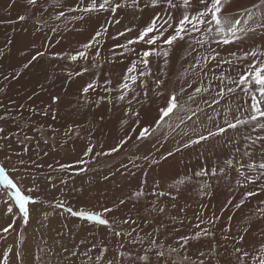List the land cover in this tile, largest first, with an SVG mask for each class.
I'll list each match as a JSON object with an SVG mask.
<instances>
[{
	"label": "rangeland",
	"instance_id": "obj_1",
	"mask_svg": "<svg viewBox=\"0 0 264 264\" xmlns=\"http://www.w3.org/2000/svg\"><path fill=\"white\" fill-rule=\"evenodd\" d=\"M89 2L90 0H38L35 6H30L27 0H0V37L10 39L12 44L2 46V54L7 53L8 49L19 43L21 48H18L23 50L21 52L25 56L27 55V61L21 67V71L25 72L23 73L25 78L30 75L32 77L30 82L25 83L18 76L15 77L17 65H11L8 68L3 81L0 73V105L16 106L10 102V98L16 95L19 97L18 108L9 109L7 113H17L21 110L29 115V117H19L21 120L27 119L28 127H25L28 130L26 132L19 131L18 127L23 125L14 123L8 115V121L11 124L9 128L12 132L0 131V164L7 169L13 167L18 169L17 172L12 173V176L19 180L26 189L35 186L31 196L38 201L35 204H29L30 216L26 224L20 217L18 209H14L15 217L8 214L5 209L8 205L5 203V206L7 205L4 207L5 216L3 213L2 216L0 215V244L2 243L3 248L8 245L13 249L9 256V264H14V262L15 264H46L47 258H51L47 245L55 244L56 241L45 240L43 230L47 232L54 227V234L62 231L61 228H55L56 223H52L51 220H59L60 223L69 225L65 232H67V239L70 240L71 245L68 246L66 263L63 264H97L96 257L102 249L106 251H104L101 264H108L109 261L112 264H200L201 260L205 264H241L239 257L242 253L235 252L237 247L250 254L249 257H245V264H257L251 256L258 255L259 245L264 244V238H262L264 218H261L260 213L257 212L258 208H264V204L261 203L264 201V189L261 188L264 180L242 187L237 181L243 178L239 177L235 167L229 169L225 161L232 159L234 162L239 160L247 164L249 158L243 156V153L246 150V144L250 141L245 140V137L251 136L253 139L257 136L264 137V131L259 128L253 131L252 124L240 125L236 129L227 128L225 113H228L227 118L232 122H234V116L246 118L249 115L246 109L250 104V99L239 89L235 94H226L222 99L218 97L217 92L221 86L233 85L228 84L227 80L222 85L220 80L213 78V74L219 76L221 72H224L226 76L238 79V73L245 69L251 61L240 62L237 57L245 52L264 50V28L260 27V23L264 22V11L254 9L256 11L255 22L241 24V31L232 38L231 43L217 46L213 40L203 47L197 46V51L201 55H208L206 49H214L219 53L218 59L232 61L231 67L228 64H221L217 67L216 62H210L204 69L207 76L203 75L199 69L191 71L190 65L195 62L196 53L192 51L187 39L178 41L174 45L168 56L167 65H164L163 58L155 56L150 58L151 75L141 78L144 81L143 87L140 86V78L134 84L137 92L136 99L132 100L131 105L127 103V100L131 99L130 91L126 100L117 104L118 113L131 112L130 117L132 118L127 129L129 133H135L133 140L130 144L121 147V150L114 152L113 156H109L110 158L107 157L105 161L102 159L101 161L108 166H114L118 162L120 165L122 160L134 165L135 144L142 140H137L140 129H149V134L145 138L151 137L158 130L161 131L162 136L160 134L159 138L153 139L154 145L159 147L158 150L151 149L147 161V168H150L151 175L146 177L144 174L147 168H144L142 174L128 181L123 180L120 184L121 193L114 194V197L113 193L108 194L110 200L115 203L111 205L112 209L108 204L109 196L105 197L104 194L101 198L88 195L91 197L82 201L81 198L63 191V187L67 184L66 181L70 184V179L74 175H80L85 172L84 170L89 171L91 167H100L102 164L100 160H97L95 165L86 163L79 169L69 170L73 167V164H69L71 167L66 170L55 171L56 167L62 165L57 160L51 162L44 157H39L37 160L30 159L29 154L32 148L28 146L36 144L35 150L43 146L39 141L41 145L37 147L38 143L35 141L41 139L46 141L49 137L46 133L48 127L46 126L45 131L43 120L44 115L50 117L52 115L49 108L37 107L38 102L34 93L38 92L50 101L51 95L47 93V89L52 87L51 77L56 73H61L64 83L70 84L75 89V93L73 89L71 93L77 96L76 100L86 107L85 113L77 112V119L85 122L81 126L76 125L70 128L68 135L81 137L85 143L91 141L86 131L88 129L92 133L97 130V136L104 135L110 124L108 107L113 106L111 103L113 99H110V96L117 101L120 95L119 85L124 81L122 78L125 77V73L133 62L138 61L139 53L147 47L142 43L128 45L129 48L135 49V52H129L125 48L116 46L125 45L129 39L138 36L139 31L148 25L157 13L161 16L171 13L178 21L185 9L181 6L182 0H173L177 5L176 8H169L163 2L152 7L151 0H137L136 6H132V0H116L125 6L118 9L115 14L111 11L84 12L83 9ZM254 4H259V0H231L227 6V13L232 14L234 10L231 12L230 8L238 5L240 9L237 10L240 11L237 14L239 16L232 15L234 18L236 16L243 20L245 19L244 8L248 9ZM199 7V0H196L191 11L195 12ZM60 12L64 13L62 17L59 16ZM21 16L25 19H19ZM115 20L119 23H115ZM102 26L108 27V31L99 45L88 50V58L81 59L82 61H79L80 59L70 60V55L82 51V45L87 44ZM126 28H132L133 31L113 39L117 33L123 32ZM168 34H171V30ZM194 35L199 38L198 33ZM97 47L100 50L98 56L96 55ZM37 53L44 54L33 60ZM232 53H236V56ZM93 59H95L94 62L89 63ZM32 63L40 67V77L38 74L35 75V67ZM25 65L31 66V69L28 71ZM109 65H115L117 68L113 81L105 76V70ZM136 69L138 75L143 70V65L137 63ZM77 73H88L90 76L77 75ZM9 74L10 77L7 78ZM55 79L59 84L58 79ZM157 79L162 81L159 87L155 83ZM37 81L40 83L37 84ZM88 84H93V89L84 93L83 89ZM134 86L131 85L132 91ZM201 86L209 88V91L201 92L193 100H189L188 97L192 95L194 89ZM173 95L176 96L177 108L157 125V120L161 115L160 110L168 106L169 99ZM52 98L54 104L56 96ZM214 99H219L220 102L213 103ZM218 127H225L226 131L199 143H190L198 139L200 135L207 136L209 132H216ZM82 136L86 138L83 139ZM91 136L94 137L92 134ZM168 139H172L171 142H167ZM9 142H13L14 146ZM185 145L188 146L185 147ZM91 147L95 146L91 145ZM258 148L259 146L253 150L255 155L252 159L256 161L261 159V155L256 156ZM57 152L53 155L58 154L55 156L59 159L60 155ZM20 161H23V164ZM74 166L78 167L79 164H74ZM213 168L217 170L215 176L211 175ZM221 168L225 169L224 173L219 171ZM202 169H206L209 174L197 176L196 173ZM55 175L66 176L56 181L57 183L55 182L57 188L60 187L65 195L61 201L74 210L100 212L110 221V224L108 226L97 225L91 221L72 217L63 209L55 208L60 198L58 196L52 198L49 194L52 193L49 187ZM249 191H255L258 194L245 199L241 207L237 209L235 204L244 199V193ZM138 192L142 194L136 196ZM161 192H164V195H159ZM0 199H3L2 195ZM121 200L124 201L123 204L120 203ZM100 202L103 204L100 205ZM170 204L171 209L173 205H183L186 212L182 214L196 215L211 229L212 235L201 234L199 239L192 238L195 234L189 236L187 245L181 248L183 241L171 237L162 227L165 222L176 224L177 219L173 216ZM104 208H110L112 211L103 212ZM14 220L15 223H13ZM126 220L129 223H124ZM10 224L13 227L4 233L2 229ZM186 224L193 226L195 233L201 229L187 221ZM115 232H121L122 235L117 236ZM240 237H243V240ZM152 241H155V244ZM72 249L78 252L76 256L72 255L74 252ZM88 249L92 251L88 252ZM29 250L32 251L31 254ZM15 252H19L20 257H17ZM85 253L87 256L84 255ZM157 253H163V255L158 256ZM201 253L205 255L201 256ZM142 256H147V261L139 258Z\"/></svg>",
	"mask_w": 264,
	"mask_h": 264
},
{
	"label": "snow or ice",
	"instance_id": "obj_2",
	"mask_svg": "<svg viewBox=\"0 0 264 264\" xmlns=\"http://www.w3.org/2000/svg\"><path fill=\"white\" fill-rule=\"evenodd\" d=\"M38 0H27V3L30 6H35ZM161 2L165 3L169 8H176L177 5L173 2V0H151V6L156 7ZM196 3V0H182V7L185 9L182 17L176 21L171 13H168L166 16H161L159 13L155 17L152 18L151 22L146 25L142 30L139 31L138 36L129 39L127 44L125 45H117L116 47L125 48L126 51L135 52L134 48H129L128 45H135L138 43H142L146 45V49L143 50L138 55V61H134L133 64L128 68L125 73L124 81L119 85L120 95L117 97L119 101H125L129 92L132 91L131 84H135L138 78L146 77L151 75L150 68V58L155 56L158 58H163L164 65L168 63V56L173 49L174 45L178 41L188 40L190 43V47L193 52L196 53L194 60L195 62L190 65L191 71H196L199 69L203 75L207 76V72L204 69L210 62H216V66L219 67L221 64H228L230 67L232 66L231 60H223L218 59L219 53L215 52L214 49H206L208 55H201L197 51V46L203 47L205 44H210L215 40L217 46L220 44H229L232 42V38L236 37L237 32L241 31V24H248L250 21L255 22L254 18L256 15V11H264V0H259V4H254L248 9L243 10V15L245 19L241 20L239 17H233L231 13H227V6L231 3V0H199L200 7L192 12L191 9ZM137 0H132V6H136ZM123 5L121 2H116V0H90L88 5L83 9L84 12H93V11H111L113 14L117 12ZM64 13L60 12L59 16H63ZM19 19L23 20L25 17L21 16ZM115 23H119L118 20L114 21ZM260 27L264 28V22L260 23ZM171 30V34H168ZM108 27L102 26L99 30L95 32V35L92 39L87 43L82 45L83 50L78 51L74 54H71L69 59L72 61H77L78 59H87L88 58V50L96 47L101 43L102 38L107 33ZM132 28H126L123 32L117 33L113 39H117L119 37L124 36L126 33L132 32ZM199 34V38H197L194 34ZM218 38V39H216ZM44 53H37L36 56L33 57V60L37 58V56H42ZM100 54V50L97 47L96 55ZM233 56H236V53H232ZM237 60L243 62L245 60H250L251 62L247 64L246 68L243 69L240 73H238V79H234L231 76H226L224 72H221L219 76H215L213 74L214 79H218L223 82L225 80L228 81V84L233 86H221L217 92V96L221 99L226 94H235L237 89L242 91L245 96L249 97L250 104L246 111L249 115L246 118H241L239 116H234V122L228 120V113H225V123L227 128L236 129L240 125H253V131H256L257 128L264 131V50H253L250 52H245L242 56H238ZM137 63L143 65V70L136 74L129 75L134 73ZM27 67V65H25ZM163 70V69H162ZM87 71V69H84ZM82 73H77L80 75ZM110 83V82H106ZM157 87H159L162 83L159 79L155 81ZM140 86H144V81L140 80ZM89 89H93V84H88L83 89L84 93H87ZM106 91H110V89H106ZM209 88H205L203 86L196 87L188 98L189 100H193L194 97L201 92H207ZM136 96L133 95L131 99L127 100V103L131 105L132 100H135ZM219 99H214L213 103H219ZM177 108L176 104V96L173 95L170 97L168 106L166 108H162L161 115L159 120H157V125L161 123L166 117H169L170 114L174 112ZM239 110V108H238ZM129 113L126 112L125 115ZM133 115H137L136 113H132ZM3 119V117H0ZM190 119V117H189ZM0 131H3L0 129ZM226 131L225 127H218L216 132H209L207 136L200 135L198 139L190 141V143L195 144L201 141L208 139L213 135L222 134ZM149 134V129L142 128L139 131V136H137V140L145 138ZM245 140L250 141V143L246 144V150L243 153V156L249 158V162L247 164L241 163L239 160L233 161L232 159L226 160L225 163L229 169L235 167L239 177L243 178L242 180H238L237 183H240L241 186H246L248 184H257L259 181L264 180V137L257 136L253 139L251 136L245 137ZM127 143V140H121L120 143L110 149V154L113 152H117L121 149L123 145ZM188 145H185L187 147ZM257 146L261 149V159L256 161L252 159L255 155L253 151ZM93 147H88L85 155H89L93 152ZM239 151V149H237ZM101 153H97L96 155H100ZM23 164V161H20ZM78 163H86V161H79ZM71 167L70 165H60V170H66ZM246 169L247 171H245ZM18 169L15 167L11 169H7L4 165L0 164V195L5 196L6 199L4 203L7 206V213L12 214L14 217L16 215L14 209H18L19 215L22 218L23 222L26 224L29 221V204H35L38 201L31 196V193L35 190V186L32 188H25V186L17 179L12 176V173L17 172ZM221 173L225 172L224 168L219 169ZM217 170L213 168L211 170V175L215 176ZM208 171L206 169H202L200 172H197L196 175H208ZM264 189V185L261 186ZM142 193H136V196L141 195ZM210 194V193H209ZM258 193L255 191H249L244 193V199H241L238 203L235 204V207L238 209L244 203V200L248 197H252L257 195ZM159 195H164V193H159ZM121 204L124 203L123 200L120 201ZM264 204V201H261ZM55 208L63 209L68 215L72 217H78L85 221L94 222L97 225L108 226L110 221L104 218L103 214L96 211H85V210H74L71 206L66 205L63 201L57 202L55 204ZM112 209L104 208L103 212H111ZM163 211V209H161ZM257 212L260 213L261 218H264V208H258ZM15 223V220L13 221ZM124 223H129V221H124ZM204 223V221H201ZM211 223V221H209ZM13 225L10 224L7 227L3 228L2 231L7 233ZM197 228H200V225H196ZM227 231V229H226ZM117 236H121V232L114 233ZM201 234L208 236L212 235V233L204 228L200 229V231L196 232L194 237L195 239H199ZM130 235V234H129ZM264 238V236H262ZM189 237H181L180 240L183 243L180 245L181 248H184L189 241ZM243 240V237H240ZM83 243V242H82ZM155 244V241H152ZM93 247H96L93 245ZM92 249H88V252H91ZM104 251L106 249H102L100 254L96 257L97 264H101L102 258L104 255ZM13 252V249L9 248L0 254V264H9V254ZM235 252L242 253L239 257L241 264H245V257H249V253L247 251H243L241 248L237 247ZM17 257H20L19 252L14 253ZM73 256H76L77 253L73 252ZM84 255L87 256V253ZM158 256H162L163 253H157ZM204 256V253L200 254ZM141 260L147 261V256L139 257ZM251 259L256 261L257 264H264V244L259 245V254L251 256ZM108 264H112L111 261ZM200 264H205L203 260L200 261Z\"/></svg>",
	"mask_w": 264,
	"mask_h": 264
},
{
	"label": "bare ground",
	"instance_id": "obj_3",
	"mask_svg": "<svg viewBox=\"0 0 264 264\" xmlns=\"http://www.w3.org/2000/svg\"><path fill=\"white\" fill-rule=\"evenodd\" d=\"M237 9H240L238 5L235 7H231L230 11L232 12V10H234V12H232V14L239 16L237 13H239L240 10L238 11ZM5 37H7V36H5ZM123 42H124V40H123ZM4 45H6V46L12 45L11 40L10 39H4V37H0V73H1L2 81H3L4 77H6L5 73H7L8 68L11 65H13V66L17 65V74L15 73V77L18 76V78L20 80H22L24 83L27 81L30 82L32 79L31 75L28 78H25L23 75V73H25V72L21 71V67H23L24 63H26V61H27V55L25 56L22 53L23 50L19 49V48H21V45L19 43L18 44L16 43L15 47L13 46L12 48L7 50V53L2 54L3 52H2L1 47ZM94 60L95 59H93L92 61H89V63L94 62ZM64 61H65V59H64ZM79 61H82V60L80 59ZM38 62L39 61H37V63ZM32 64L35 67V70H34L35 75L38 74L40 77V73H41L40 67H37L36 63H32ZM74 64H76V63H74ZM30 69H31V66L30 67L27 66V70L29 71ZM116 71H117V68L115 67V65H109L108 68L105 70V73H106L105 76H107V79L109 78L110 81H113L115 79L114 76L116 74ZM82 74L90 76V74H88V73H82ZM132 74L137 75V69ZM9 77H10V74L7 78H9ZM47 78H49V77H47ZM55 78L58 79L59 84H57V81H55L56 80ZM37 79H38V77H37ZM122 79L124 80V78H122ZM50 81L52 83V87L47 89V93L49 95H51L50 101H48L40 93H38V92L34 93V96L36 97V100L38 102L37 107H40V108L47 107L50 109V111L52 113L51 117L49 115H44L45 118L43 120V123H44L43 125L45 126V131H46V126L48 127V130L46 133L49 135V137H48L49 139L46 138V141H43L42 139L35 141L38 143L37 147L39 145H41L39 143V141H40L43 144L44 148H43V146H41V147L39 146L38 149L35 150L34 147L36 144L34 146L33 145L28 146V148L29 147L32 148V152L29 154L30 159L34 158L35 160H37V159H39V157H44L47 159V161L51 160V162H52V160H54V161L57 160L59 164H63V165L73 164V167L69 168V170L70 169H79L82 165H85L86 163H88V164L94 163V165H95L97 163V160L101 161V159H102L105 161L107 157L110 158L109 156H113L114 152L110 153V154H105V153H109L110 149H112L113 147H116L120 143L121 140L126 139L127 140L126 144H128V143L130 144V142L133 140L135 133L134 134L132 132L129 133V129H127L129 122H130V119L132 118V117H130L131 112L129 113L127 111L129 113L128 115H125L124 113H118L117 112L118 111L117 104L121 103V101H119V100L116 101L113 96H110V99H113V101L111 102L113 104V106L108 107V109H110V113L108 115V118L110 119V124L108 127V131L105 132L104 135L97 136L98 135L97 130H94L92 133V131L90 129H88L86 131H88V133H89L88 137L91 140L88 143H85L84 141H82L81 137H70L68 135V131L70 130V128H72L73 126H76V125L81 126V124L83 122H85V121L80 122L77 119V112L85 113L86 107L83 103L76 100L77 96L74 95L75 89H73L70 84L68 85V83H64L65 81H64V78L62 77L61 73L54 74L53 77H51ZM36 83L39 84L40 82L37 81ZM131 85L134 86V84H131ZM71 89L74 90V93H71V91H73ZM98 89H99V87H98ZM133 89L134 90L131 91V94H130L131 97L137 93L135 90L136 89L135 86ZM52 96H56V102L54 104L52 101V99H53ZM10 99H11L10 102L16 106L5 107L4 104L0 105V117H3V119H0L1 129L3 131L12 132V130L9 128V125H11L10 122L8 121V119H9L8 115H9L14 120V123H18V125L19 124L23 125V126H19L18 130L21 132H26L28 130L27 119L24 118V120L23 119L21 120L19 117H29V115H27L24 111H21V110H19V112H17V113H14V112L13 113H7V111L9 109L12 110V108L13 109L16 108L17 104L19 102V97L16 95L11 97ZM97 105H99V104L97 103ZM88 109H90V108H88ZM55 111L57 113L63 115V116H66V117H62V116L58 115ZM131 122H132V120H131ZM132 124H133V122H132ZM25 126H27V127H25ZM133 130H134V127H133ZM91 134L94 136L93 138H92ZM160 134L162 136L161 131L158 130V131H156V133L151 135V137H147L145 139H142V140L136 142L135 150H134V160H133L134 165L130 164L126 160H122L121 158H119V159L122 160L121 161L122 163L119 165V162H118L114 166H108L106 163L101 161L102 164L100 167H96V166L91 167L89 169V171L84 170L85 171L84 173H82L80 175H74L70 179V184H68V181H66L67 184L65 183L66 185L63 187V191L72 195V196H76L78 198H81L82 201L91 197L88 195H96V196H98V198H101V197H104V195H105V197L106 196L108 197L109 196L108 194L113 193V197H114V194L121 193L122 190H121L120 184H121V182H123V180L128 181L130 178H132L134 176L136 177V175L138 176V175L142 174V171H144V168L148 167L147 161H148V158L151 154V152H150L151 149L158 150V147H159V146L156 147V145H154L153 139L155 137H156V139L159 138L158 136H160ZM82 137H83V139L86 138V136H82ZM171 138H173V137H171ZM171 140L172 139H168L167 142H171ZM9 143L12 146H14L13 142H9ZM91 145L95 146V147H93V149H94L93 152L90 153L89 155H85L87 148L90 147ZM125 145H123V146H125ZM45 147H47V151H45ZM28 148L26 147V149H28ZM29 151H31V150H29ZM55 152L59 153V155H60L59 159H58V157L56 158V156L58 154H55L56 156L53 155V153H55ZM256 152H257L256 156L261 155V149L260 148H258L256 150ZM97 153H101V154L96 155ZM242 153H243V151H242ZM26 157H28V156H26ZM82 159H83V161H86V163H83V164L78 163ZM54 163H56V162H54ZM58 163H56V165H58ZM74 164H79V166L75 167ZM49 165H52V164H49ZM149 169L150 168H147L146 172L144 174L146 177H149V174L151 172V170H149ZM57 170H60V165L58 167H56L55 171H57ZM94 170H96V171L93 172ZM65 177H66L65 175H55V178H53V180L50 184V186L52 188L49 187L50 191H52V193H49L50 196H52V198L58 196L60 198V201L63 197L65 198V195L62 192V189L60 187L58 189L57 188L58 186L55 184V182L58 181L60 178L63 179ZM136 179H139V178H136ZM157 179H158V177H157ZM65 180H67V179H65ZM82 180H83V182H81ZM60 183H58V184H60ZM135 186L137 187V185H135ZM59 198H57V199H59ZM115 198H117V197H115ZM107 199L109 202L108 203L109 207H111L113 209V207L111 205L115 204V203L110 200V196ZM169 199H171V198H169ZM4 200H5V197L3 196V199H0L1 207L3 208V209H0V212H1V210L3 211L0 214L1 216H2V213L4 214L3 216H5L4 207L7 206V205L5 206ZM50 200H52V199H50ZM53 200H55V199H53ZM101 204H103V203L100 202V205ZM125 207H126V205H124V209H126ZM169 207L171 209L172 205L170 204ZM5 209L7 210V208H5ZM171 210L174 213V215H173V216H175L174 218L177 219L176 224L173 225L172 223L169 224L167 222L162 224L163 229H165L171 235V237L178 238L180 240L181 237H189V236H192L195 234V232L193 231L195 228L193 226L187 225L186 221L193 224V225L199 224L201 229L206 228L209 231L211 230L205 225V223H201V221L198 219V217L196 215L182 214V213L186 212L185 207L183 205H179V204L173 205V209H171ZM51 222L56 223L55 228H57V229L61 228L62 231H59V232L54 234L53 233L54 227H52V230H49L47 232H45L43 230V235H44L45 240L47 239L48 241H52V240L54 242L56 241L55 244L50 243L49 245H47L48 252H49L51 258H47L48 263L46 262V264H63V263H66L65 261H66V256L68 253V246L71 245L70 244L71 242L69 243L70 240L67 239V232H65L69 228V225L60 223L59 220H51ZM214 228H216V227L214 226ZM60 237H62V238H60ZM173 238H172V241H173ZM174 242L175 241H173V243ZM1 244H0V254H2L4 251L9 249L8 245L5 248H3ZM72 247H73V245H72ZM69 250H71V249H69ZM73 251L76 252L75 250H73ZM31 252L32 251H30V254H31ZM26 253H27V251H26ZM76 253H78V252H76ZM9 256H10V254H9ZM26 260H27V258H26ZM15 263L16 262H14V264Z\"/></svg>",
	"mask_w": 264,
	"mask_h": 264
}]
</instances>
